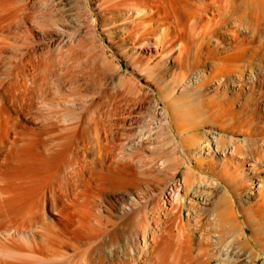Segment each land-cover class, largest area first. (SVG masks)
I'll use <instances>...</instances> for the list:
<instances>
[{
	"label": "rangeland",
	"instance_id": "1",
	"mask_svg": "<svg viewBox=\"0 0 264 264\" xmlns=\"http://www.w3.org/2000/svg\"><path fill=\"white\" fill-rule=\"evenodd\" d=\"M14 1V5L23 4V9L25 8L18 12L20 17H25L28 13L29 17L24 22L20 18L10 20L13 22L10 24L11 28L5 30L9 38L6 44L0 43V79H14L8 91V103L12 104V107L9 106V134L12 138L7 147L13 146L12 140L15 137L19 138V143L34 137L38 145L33 144L36 161L27 170H23L24 172L17 169L15 160L8 159V196L24 203L30 193H33L31 198L39 204L40 209L37 207L39 213H35L39 220L32 226L19 228L12 223L0 226V263L117 264L119 261L122 264H155L153 262L157 263L162 259L158 255H163V249L166 251L164 259L169 262V258L172 259L171 249H174L177 242L176 233L173 232L174 235L170 232L173 230L169 226L172 222L165 215V210H178L179 217L176 220L186 221V194L182 187L185 172L188 169L198 177H212L211 172L206 171V162L195 161L191 142L187 144L188 141L185 140L193 137L199 144L208 134L233 136L235 139L245 136L254 138L257 133L264 134L261 133L264 132V23L258 24L263 28H258L256 34L239 31L238 36L234 37L235 41H240L244 35L246 44H249L246 63L251 64L242 65L243 74H239L242 69L237 67L239 69L236 72L240 79L236 77L229 80L228 76L211 71L205 65V59L199 67H190L182 78L181 67L174 58L178 54V43L173 49L168 48L164 52L154 45L161 38L164 29L172 28L168 24L159 23L163 29L157 28V33L147 38L146 42L139 40L135 44L129 41L122 44L123 31L116 29L109 38L106 30L112 26L102 25L104 19L99 7L104 0ZM188 1L194 4L193 8L188 7L191 6L188 4L186 6L184 0H162L158 4L172 11L174 8L182 9L183 4L188 9L201 8L204 16H201V24L209 22L219 8L217 10L218 13L222 10L219 14L222 18L218 13L216 17L218 20L224 19L221 21L223 25H230L229 13L228 17L224 14L226 10H223V1L218 3L217 8L207 4L209 2L201 6L194 0ZM202 1L204 3L205 0ZM7 6L4 5L3 12L6 22L11 17ZM128 10L129 8H125L119 14L121 22L129 23L143 13L142 11L133 15ZM219 31V40L228 37ZM234 39L228 37L232 42ZM22 59L25 60L22 62ZM205 74L210 75L205 78ZM97 101L104 102L100 110L106 115L99 118H105L100 121V126L93 121L88 125V134H91L88 145L91 148L83 153L84 156L87 155L86 160L91 161L99 155V143H95V135L101 134L104 138L108 134L110 140L112 139L109 141L110 153L116 162L114 170L117 167L118 174L131 177L134 171L155 172L156 167H160L159 162L165 160L166 169L161 172V180L141 181L140 190L121 187L118 191H111L98 179L99 173L96 174L98 171L94 172L93 168L91 176L87 174L86 178L77 183V191L83 190L84 194L77 198L70 195L74 169L77 168L72 161L74 157L71 152L58 159L50 158L46 163L38 162L53 155L44 149L43 141L50 142L55 134H81L86 117L91 115ZM79 119L85 121L81 120V123ZM50 124H53L52 132L42 134L41 132L52 128ZM229 157L217 160L218 167L226 163ZM125 161H130L133 165L124 164ZM243 164V169L249 167L247 163ZM80 177L81 175L79 179ZM48 178L50 179L46 183ZM173 188H178L181 200L178 201L175 196L170 195ZM66 193L68 195L64 197ZM157 199L163 200L159 203L157 201L152 212L150 207ZM257 200L259 198L255 197L248 203L242 202L245 206H250ZM233 201L236 202L235 199ZM162 202L165 207L159 211L157 207ZM79 204L83 205L80 210L77 207ZM143 207L145 220L142 218L133 223L132 214L137 213L136 219L139 218ZM248 218H253L252 212ZM238 219L242 224L241 228H244L243 239L249 240L252 246L246 248L245 254L239 260L233 259L230 264H243L245 258L247 260L253 256L250 255L252 253L257 255L254 264H264L263 234L259 232L257 236L253 235L254 228L244 214H240ZM169 220L171 223L167 225ZM200 221L204 224L201 222L203 232H199L204 233V236L214 233L210 231H216L211 228L213 224L206 217H202ZM193 227H190L191 231L197 232L199 227ZM117 230L118 234L111 237ZM160 234L163 241L160 240ZM214 235L217 239V235ZM156 240H160L158 244L161 245H158V254L154 251L158 247ZM218 242L219 240H211L205 243L213 245L207 247L210 248V253L213 251L215 254L218 250ZM5 245L9 246L6 253L3 251ZM218 262L219 259L215 257L212 264Z\"/></svg>",
	"mask_w": 264,
	"mask_h": 264
},
{
	"label": "bare ground",
	"instance_id": "2",
	"mask_svg": "<svg viewBox=\"0 0 264 264\" xmlns=\"http://www.w3.org/2000/svg\"><path fill=\"white\" fill-rule=\"evenodd\" d=\"M160 1L162 2V0H104L99 8L101 10L104 19V23L102 25L104 27L112 26L111 28H107L106 30L108 37L111 38L110 36L113 33V31L118 29L120 31H123L124 36L121 38L122 44H124L127 41L132 42L133 44H135L139 40H141L142 42H146L147 38L157 33V28L161 30L163 29L162 28L163 24L165 25L168 24V27L171 26L172 28L170 30L164 29L163 33L160 36L161 38H159V41H155L154 45L158 48H161L162 52H164L167 51L168 48L173 49L174 45L178 43V49H177L178 54L175 55L174 58L177 60L178 64L181 67L180 76L182 78L185 77V74L190 69V67L192 68L199 67L203 63V59L206 60L205 65L206 66L208 65L211 71L216 72L222 76H228L229 80L230 79L234 80L238 76L240 77V75H238L236 72V70L239 69V68L237 69V67L241 68L242 65L244 66L245 64H247L248 66V64H251L250 62L246 63L248 62L247 57L249 56V55L247 56V47H248L247 45L249 44H246L247 41V39H245L246 37L244 38L243 37L244 35L242 34L243 35L242 39H240L241 37L239 36L240 41H238V39H236L237 41H235L234 37L238 36L237 34L239 33V31H241V33L251 31L252 34H256L258 28H263L261 26L259 27L258 24H261V22L264 23V0H205L206 2L204 1V3H202L203 2L202 0H194V2H196L199 5L201 4V6L211 4L213 5L214 8H217L216 6L218 5V3L220 4V1H223L224 4H222L223 5L222 7H225V9L223 8V10H226L224 11V14H226L227 16V13H229L228 15L230 17V25H227L225 22H224L225 24L223 25L221 21H223L224 19L218 20V17H216L218 13L217 9L219 8L216 9L217 11L216 15L214 14V16L211 17L209 22L207 23L202 22L203 24H201V21H203V17H204L203 14H201L202 12L201 8L196 7L197 9H191V8L188 9L186 7L187 4L191 5L188 7H192V5H194L190 3V1L184 0L186 6L184 7L183 4L181 5L182 9L176 8V10H174L175 9L174 8L173 11L169 10V8L167 7L169 5L167 4L166 7L168 9L164 8L165 6L164 7L159 6L158 3H160ZM6 4L8 5L7 9L9 10L11 15L8 22H6L7 21L6 19L5 20L3 19L5 17V14L3 13L5 12L4 5ZM14 4H15L14 0H0V34H1L0 43L2 44H6L5 42L7 41V38H9V35L5 33V30L11 28L10 24L13 22H10V20L13 21L16 18H20V21L24 22V20L27 17H29L28 16L29 13L25 17L23 16L24 18L20 17V13L18 12L21 9H23V4L22 6H17ZM125 8L127 9L129 8L128 10L129 13H132L133 15L135 13L142 11L143 13L140 16H137V18H135L133 21H129V23H126L125 21L121 22V19L118 18V16ZM23 10H25V8ZM220 12H222V10H220ZM220 12L218 13V16L222 18L219 15ZM226 16L223 17L225 18ZM227 17L226 19H228ZM159 23L160 24L162 23V25H160ZM155 24H159V25L155 26ZM220 25L223 27L222 30L219 31L221 27ZM142 28L143 31H140ZM218 31L219 32L222 31V33L226 34L230 39L231 38L232 40L234 39V41L232 42V40L231 41L228 40V37H226V39L224 38L222 40H219V38H217ZM262 31L263 29L261 30V32ZM213 39L215 41H213ZM254 48L255 47H253V49ZM248 49L250 50V48ZM24 60L25 59H22V62ZM30 61L31 60H28V62ZM23 65L25 64H22V66ZM16 69L19 72V69L18 68ZM230 74L233 75L230 76ZM239 74H243V69L240 71ZM208 75L205 74V78ZM5 78H7V76H5ZM12 81H14V79L7 81H3V79H0V226L4 227L7 224L12 223L13 225L19 226L20 228V227H27L28 225L32 226L39 220L37 216L38 214L35 215V213H39V210L37 209V207L39 208V204L38 203L36 204L35 200H32L33 193H30L29 198L25 200L24 203H19L18 200L11 199L8 196L9 193L8 178L10 172V161L8 159L12 158L13 160H15L17 169L20 168V170L24 172L23 170L25 169L27 170L28 167H31L33 162L36 161V152L33 147L34 145H38V143L34 137L30 140H27L24 143L17 142V139L19 138L15 137L12 140L13 146L7 147L10 138H12L11 134H9L10 133L9 106L12 104L8 103V99H9L8 91H10L9 89ZM100 101L94 103L95 107L94 109L92 108L93 112L91 113V115L89 116L87 115L86 121L83 119L78 120V121L83 120L85 121L84 124L86 123L85 126H82L81 134H73L72 136L69 134H55L52 136L50 142L43 141L44 149L50 151L49 153L53 155L45 157L44 160L40 159L38 160V162L46 163L50 158L58 159L63 154L67 152H71V154L74 157L72 161L77 165V168L74 169L75 170L74 182L72 188H70V193H71L70 195H74L77 198L80 197L81 194L84 195L82 192L83 190L81 192L77 191L79 189L77 183L83 180V178H86L87 174L91 176L92 174L91 171H94L93 168L95 169L94 172L98 171L96 174L99 173L98 174L99 176L98 175L97 176L100 178L98 179L102 180L104 182V185H107L106 188L109 187L107 189H111V191L112 190L118 191L121 189V187L123 188L130 187L131 189L140 190L141 188L139 187V182L141 181L148 179H152L153 181L161 180L162 179L161 172H165L166 169L165 160L159 162L160 167L159 166L158 168L156 167L155 172L149 171V172L138 173V171H134L131 173L132 174L131 177L127 175H126L127 177L123 176L124 174L121 175V173L118 174L117 173L118 171L116 170L117 167L115 168L116 171L114 170V167L116 166L115 164L116 162L114 161L113 155L110 153L109 141H111L112 139L110 140L108 134H107L108 136L106 135V137L104 138L101 136V134L95 135L94 138L96 141L95 143H99L98 145L99 155L93 158L91 161L86 160L85 157L87 155L84 156L83 153L88 152L91 148V146L88 145L91 142V136H90L91 134H88L89 133L88 125L90 124V121H93L98 126H100V124L102 123V122L100 123V121H103V119L105 118H103L102 120H100L99 118L105 117L104 115H106V113H103L100 110L102 106L101 104L104 103L103 101L102 102ZM49 126L52 128H49L47 131H43L41 133L42 134H49V132L51 133L53 130V124H50ZM261 133L264 132L261 131ZM217 135L208 134L205 140L199 144L195 142L197 140H195V138L193 137L191 139L189 137L188 139L190 140L187 139L185 140L188 141L187 144L191 142L190 147L194 155L195 161L204 162V163L206 162L207 164L206 171L211 172L212 177L203 176V175L198 177L196 173L188 169L185 172L183 176L182 187L184 189V193L186 194V196H184L185 197L184 200H186L185 206L187 207V215L185 218L186 221L181 222L179 221V219L176 220V218L179 217L177 213L178 210L176 212L174 211V209H168V208H167L168 210L163 209L165 210V215L172 222L171 223L169 220L168 222L166 221L167 222L166 224L168 225V223H171L169 224V226L171 225L173 230L172 231L170 230V232H172V234L176 233L177 243L175 244L174 249H171L173 251L169 249V251H171L172 254L171 255L172 259L171 257L170 258L168 257L169 262L167 261L168 259H164L166 256L164 254L165 249H163L162 250L163 255H158V258L161 257L162 259L159 260V262L157 261V263L153 262L155 264H212V261L215 257L219 259V262L217 264H230V262L233 259H235V261L236 259L239 260L240 256L243 255L246 248L248 246H252L249 240L243 239V235L245 232H244V228H241L242 224L238 219L240 214H244V216L247 218V221L254 228L253 230L254 236H257L259 232H261L264 237V134L257 133L255 134L254 138H248L245 136V138H241V139H235L233 136H226V135L217 136ZM52 148L53 149L55 148V150L52 151L51 150ZM228 156L230 157L227 160V162L223 163L221 167H218L217 160L221 158L222 159L226 158ZM242 160H244L245 162H243ZM243 163H247L249 167L246 168L244 167L243 169L242 167L244 165ZM124 164H128L129 166L133 165L130 161H125ZM80 175L81 177L79 179ZM64 178H61V180ZM49 179L50 178L47 179L46 183L49 181ZM177 189L178 188H176L175 190L173 188V191L171 190L170 195L171 196L173 195V197L175 196V199L179 201L181 200V195L177 191ZM67 195L68 194L66 193L64 197ZM255 197H258L259 200H257L254 204L250 206H245L243 204V202L248 203L251 198H255ZM233 198L235 199L236 202L233 201L234 200ZM157 201L158 199L152 203L150 207L151 211L155 209V207L157 206ZM236 203L238 204V207ZM163 205L164 203L161 205L159 204L157 210L159 209L161 210L162 208H164L165 205L164 206ZM77 207L80 210L83 208V205L79 204ZM144 207L141 209L142 217L140 216L141 218L140 217L137 218L138 220L136 219V217H138L136 216L137 213H134V215L132 214L131 220L133 223H135L136 221L139 222V219L142 220L143 214L145 215V212H143ZM251 212L253 213V218H248ZM156 213H158L159 215V212ZM167 217L165 218L167 219ZM202 217H206L207 220H209V222L213 224L211 228L216 229V231H210V232H214V233H209L206 236L203 235L204 233H201L203 232L201 231L202 230L201 224L203 223V221H200ZM117 225L115 226L117 227ZM193 226H196V228L199 227L197 232L191 231V228ZM161 229H163V227ZM192 229H194V227ZM98 231L99 230H97V232ZM101 232L103 233V231ZM97 234L98 233H96V235ZM114 234L117 235L118 230L115 231L113 234H111V237L114 236ZM214 234L217 235L218 237L217 239L213 237ZM160 236H161L160 240L163 241L164 239L162 238L163 237L162 234H160ZM173 238H175V236ZM155 239L157 238H154V240ZM160 240H156L157 241L156 247L159 245L158 243L160 242ZM211 240L212 241L219 240V242L216 245V249L218 248V250L215 252V254L213 253L212 250H211L212 253H210V251L208 250L210 248H207V247H213V245L209 246V244H205V243H209ZM156 241L154 243H156ZM159 246L161 247V245ZM159 246L155 248L156 249L154 250L155 254L159 253V248H160ZM8 249L9 246L5 245L3 251H5L6 253V251H9ZM1 251L2 250L0 248V252ZM229 252L232 253V255ZM152 255H154L153 252ZM250 255L253 256L251 258H248L247 260H245L246 258L244 257L245 262L243 264H254L257 255L253 253ZM33 256H35V254ZM150 262H152V259H150ZM119 264H122V262H120ZM124 264H126V262H124Z\"/></svg>",
	"mask_w": 264,
	"mask_h": 264
}]
</instances>
